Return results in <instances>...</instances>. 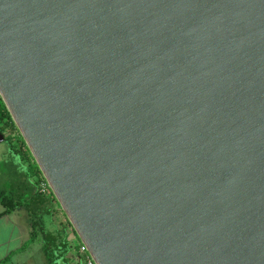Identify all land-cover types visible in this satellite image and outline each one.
I'll return each instance as SVG.
<instances>
[{"label":"water","instance_id":"1","mask_svg":"<svg viewBox=\"0 0 264 264\" xmlns=\"http://www.w3.org/2000/svg\"><path fill=\"white\" fill-rule=\"evenodd\" d=\"M0 99L94 264H264V0H0Z\"/></svg>","mask_w":264,"mask_h":264},{"label":"trees","instance_id":"2","mask_svg":"<svg viewBox=\"0 0 264 264\" xmlns=\"http://www.w3.org/2000/svg\"><path fill=\"white\" fill-rule=\"evenodd\" d=\"M7 126L15 128L0 99V133ZM21 144L24 146L23 140H21ZM15 152H20V149ZM31 164L33 171L29 170ZM20 165L23 170V174H19L21 186L14 183L0 190V206L3 208L0 217L18 210L25 214L29 229L28 239L19 251L26 250L29 244L38 241L46 264H84L83 257L77 256L76 258L75 253L72 254L75 247L71 236L78 239L72 229L69 231L71 226L68 221L66 224L56 222L57 209L60 210V207L53 194L38 192L37 184L40 172L34 161L29 162L22 159ZM32 175H36L35 180L31 179ZM71 256H75L77 261L73 262ZM10 257L11 253L0 261V264H6Z\"/></svg>","mask_w":264,"mask_h":264},{"label":"rangeland","instance_id":"3","mask_svg":"<svg viewBox=\"0 0 264 264\" xmlns=\"http://www.w3.org/2000/svg\"><path fill=\"white\" fill-rule=\"evenodd\" d=\"M1 134L4 139L2 142H0V190L7 188L8 185H13L14 183H16L17 186H21L19 179V174H23V170L20 165L21 161L22 159L29 162L33 161L25 144L24 146L21 144L22 138L16 127L12 128L7 126L4 128ZM18 149H20V152H15ZM29 170H32V164ZM31 179L35 180L36 175H32ZM56 222L62 224L67 223V219L59 209H57ZM71 229L72 228L70 227L69 231H71ZM71 240H74L73 236H71ZM74 250L72 254H74ZM74 257H70L74 260L73 262L77 261V257ZM17 259H20L23 264H46L43 254L40 250V243L38 241L29 244L27 251H25L24 254L13 258V260Z\"/></svg>","mask_w":264,"mask_h":264},{"label":"crops","instance_id":"4","mask_svg":"<svg viewBox=\"0 0 264 264\" xmlns=\"http://www.w3.org/2000/svg\"><path fill=\"white\" fill-rule=\"evenodd\" d=\"M2 211L3 208L0 206V213ZM27 239L28 226L23 211H14L0 217V261L11 253L6 264H23L20 259L13 260V258L19 257L27 251V249L19 251Z\"/></svg>","mask_w":264,"mask_h":264},{"label":"built area","instance_id":"5","mask_svg":"<svg viewBox=\"0 0 264 264\" xmlns=\"http://www.w3.org/2000/svg\"><path fill=\"white\" fill-rule=\"evenodd\" d=\"M37 189H38L39 193H43V194L44 193H47V194L52 193L50 188H49V186H48V184L43 179L41 174H39ZM72 242H73V245L75 247L74 248L75 249L74 253H75L76 257L77 256L83 257L84 264H94L93 260L90 258V256L88 255L85 247L80 243V241L76 240L75 237H74V240Z\"/></svg>","mask_w":264,"mask_h":264}]
</instances>
